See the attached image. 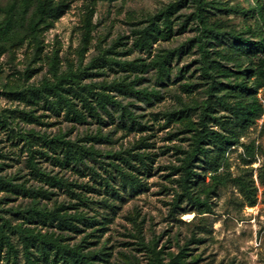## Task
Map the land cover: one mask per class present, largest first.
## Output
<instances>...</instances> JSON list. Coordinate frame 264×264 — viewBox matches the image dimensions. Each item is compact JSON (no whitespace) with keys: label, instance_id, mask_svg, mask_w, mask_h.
Wrapping results in <instances>:
<instances>
[{"label":"rangeland","instance_id":"1","mask_svg":"<svg viewBox=\"0 0 264 264\" xmlns=\"http://www.w3.org/2000/svg\"><path fill=\"white\" fill-rule=\"evenodd\" d=\"M35 1L25 9L20 1L15 10L16 42L0 40V179L9 184H0V229L12 248H2L0 264H29L20 229L93 252L95 264H264V184L257 178L264 116L240 132L235 110L251 98L237 85L249 82L248 59L231 40L260 34L252 0H200V10L197 0H54L66 10L32 36L24 21ZM10 2L0 0V21ZM20 14L25 20L18 23ZM46 81L54 86L44 88ZM257 98L264 105V92ZM82 99L101 120L84 112L79 124L66 116L64 103L83 111ZM205 112L209 130L238 143L202 144L207 156L195 157L187 185L199 207L185 198L182 178ZM57 138L94 154L79 169L59 166L50 157L61 158L65 146L57 144L54 154L44 142ZM222 154L223 183L213 185L209 162ZM244 171L258 188L252 208L232 182ZM34 199L78 232L38 222L30 212Z\"/></svg>","mask_w":264,"mask_h":264},{"label":"trees","instance_id":"2","mask_svg":"<svg viewBox=\"0 0 264 264\" xmlns=\"http://www.w3.org/2000/svg\"><path fill=\"white\" fill-rule=\"evenodd\" d=\"M10 6L7 9L6 17L0 21V40H4L7 42H16L12 37V30L14 29L15 25V10L17 7H20V1L21 6L23 9H25L29 2L28 0H10ZM31 1V0H30ZM254 7L253 13L256 14L258 25H259V32L260 34L255 37L254 39L245 38L240 35H234L231 37L232 45L237 48L236 54L238 57H244L247 58V65L246 70L244 71L246 73V78L249 82H242L237 85L240 92L245 93L247 96L251 98V102L249 104L245 105H238L235 110V117L236 121L239 124L240 132H243L247 129H249L252 125H255L258 120L261 119L262 116H264V105L260 102V100L257 98V96L264 92V0H252ZM197 8L200 10L201 8V1L197 0ZM66 10L65 4L62 3H56L54 0H36L34 3V12L31 15L30 19L28 21H24L25 28L27 31H29V34L32 36H35L38 28L46 23L50 22L53 23L55 20L60 18V16L64 13ZM20 18L19 22H22L24 17L20 14L18 17ZM197 19L201 21L200 15L197 16ZM151 37L155 38L153 33L149 34ZM146 41L143 40V44ZM17 42L20 44L23 43V39H18ZM148 43L147 41L145 42ZM149 44V43H148ZM149 47V46H148ZM3 46H0V54L3 52ZM202 50V57L205 60L204 67H203V74L205 76L208 75V69L210 67L208 61V53L204 50ZM158 69L161 72H164L166 69V62H161L158 65ZM52 76L53 79L57 83L61 82V79L58 76L57 70L55 69V66H53L52 69ZM54 85L46 81L43 84L44 88H52ZM63 101V100H61ZM82 109L83 111H78L71 105L70 103L65 102V108H66V116H72L75 120V122H78L79 124H83L86 122V115L84 112H86L89 117L95 119V120H101L99 113L97 112V109L90 105L87 100L82 99ZM60 103V102H59ZM100 108H102L103 111L106 110V107L103 103H100ZM52 107V106H51ZM106 112V111H105ZM207 112L201 113L200 115V129L196 130L195 133V142L194 147L184 162L183 172L184 176L182 178V188L185 194V198L192 202L195 205L201 206V202L199 198H196L193 193L188 189V184L192 183L191 181V171L189 169L191 163L195 159L196 156L200 155L202 157H206L207 151L202 147V144H204L206 141H215L219 144L222 148H231L232 146L236 145L238 143V137L234 136H224L220 133L214 132L209 130L207 125ZM103 122V121H100ZM264 129V124H263ZM241 134V133H240ZM45 146L54 154H56L57 150V144L61 143L64 147V151H62V157L61 158H53L54 162H56L59 166H70L72 168L79 169V166H86L85 165V155L92 156L94 154L92 149H85V148H77L75 145H71L68 143H65L63 140L60 139H51V140H45ZM54 145V146H53ZM71 147L76 148L75 150L76 154H71ZM253 151V149H252ZM45 154V153H43ZM260 155L264 159V148L260 150ZM45 157L48 158V156L45 154ZM225 163V157L222 154L220 158L214 161L209 162V172L212 173L210 175V179L213 185H219L223 183L222 175L218 174L219 169L223 167ZM129 164V163H128ZM248 165H252V161L248 163ZM252 171V169H251ZM248 171H244L242 174L237 175L235 178L232 179V182L234 183L235 187L237 188L239 194L242 197V202L244 207H255L258 202V188L255 185V181L253 179L252 173ZM123 180L127 178L126 175L122 174ZM134 178V177H131ZM257 178L261 184H264V160L262 163V166L260 167L258 171ZM54 179H49L47 177V182L49 183ZM132 180V179H131ZM127 181L125 180L126 185ZM134 182V181H133ZM0 184H4L9 186V184L0 179ZM108 186V185H106ZM129 187V186H128ZM131 191L134 190V187L130 186ZM138 188V186H137ZM23 192H27V190H24ZM31 195L36 198L37 194H40V192H34L30 191ZM44 195H46L44 193ZM33 208L30 210L32 214L37 216L38 222L42 223L44 226H51L53 221H56L58 223V228H65L72 230L74 232H78V229H76L75 226H73L70 221H68L69 218H63L60 217L56 212H47L46 210H41L38 201L34 199ZM71 219V218H70ZM84 226L91 227L94 225V223L87 222L86 219H83ZM5 223L3 224V227H5ZM7 228V227H6ZM19 237L21 238L24 253L26 256V260L29 262V264H38L40 260H43L44 263H52V264H95L94 261L97 260V256L93 253H87L84 254L79 248L74 247L70 248L66 245H61L58 241H61V239L55 240L52 237L49 236H42L41 234L33 232V230H19L18 232ZM32 237L31 240H37L35 241H29L28 238ZM3 247H7L8 250H11V244L10 241L7 238V235L5 234L4 230L2 228L0 229V252L2 251ZM34 250L35 254L31 252V250ZM34 256H37L38 262L34 263V260L32 258ZM158 261V260H157ZM155 264H161L159 262H156ZM169 264V263H168Z\"/></svg>","mask_w":264,"mask_h":264}]
</instances>
